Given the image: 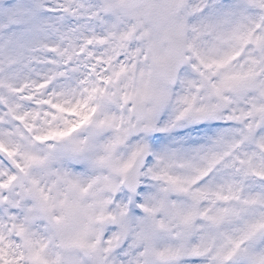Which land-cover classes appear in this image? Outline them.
Returning <instances> with one entry per match:
<instances>
[{"label": "rangeland", "instance_id": "374dc122", "mask_svg": "<svg viewBox=\"0 0 264 264\" xmlns=\"http://www.w3.org/2000/svg\"><path fill=\"white\" fill-rule=\"evenodd\" d=\"M122 1L0 0V206L12 209L0 213V264H128L131 251L137 264H175L178 233L190 229L201 230L194 250L215 253L196 264H264V186L228 184L237 160L245 176L264 178V0H155L133 12ZM168 28L184 36L188 63L166 89L154 64L167 61ZM247 83L254 92L242 91ZM160 92L137 122L132 106ZM211 93L229 110L194 123L190 112L216 110ZM144 147L151 157L130 195L122 179ZM4 151L30 176L22 191L9 184ZM227 191L236 209L223 207ZM8 216L18 262L3 247ZM157 221L162 257L151 260ZM228 228L242 230L230 253L221 248Z\"/></svg>", "mask_w": 264, "mask_h": 264}, {"label": "bare ground", "instance_id": "6f19581e", "mask_svg": "<svg viewBox=\"0 0 264 264\" xmlns=\"http://www.w3.org/2000/svg\"><path fill=\"white\" fill-rule=\"evenodd\" d=\"M3 53V52H2ZM4 54V53H3ZM2 60H6V58L2 59ZM6 71V70H5ZM5 71H2L0 69V93L2 94V92H4L3 90H6V85H7V80L5 78H7V73ZM231 174V180L230 182H228L229 186L233 187L234 183H237V191L236 192H243L244 189L246 188V186H251L254 183L255 184H259L260 186H264V178L261 179H250L248 176L244 175V172L241 170V164L240 162L237 160L236 162H233L232 166L229 168L228 171ZM226 196H223V207L225 209L228 208H234L236 209L238 200H239V196H237V193H231V191H227L226 193H224ZM211 202L213 204H218L217 201V197H211ZM7 211V215L11 216L10 214H12V209L11 207H8L7 210H3V206H0V213L2 211ZM7 217L6 219H3L2 222V227L5 230V232L8 234L9 233V237L7 238V240L5 241V243H3V247L5 249H10L11 253H12V261H19V257L15 258L13 257V255H15V252L13 251V249L15 248V245H17V237L13 236L14 234L11 233L12 232V225H11V218ZM6 217V216H4ZM5 220V221H4ZM203 225V224H202ZM160 226V222L157 221L156 223V231L151 234V236H148L147 241L149 240V242H152L153 238H155V240L153 241L152 247L155 250L157 247H159V245L157 244L156 238L161 237V228ZM174 230H176V228H174ZM208 230V228H207ZM242 230H240L239 228H237V230H231V229H227V236L228 238L225 240L224 245H221V248L223 247V251L225 249L226 253H230L232 252L236 246H237V241H233V239L237 236V234H239ZM179 237L178 238V244L180 245V249H181V257L178 258L177 262L175 264H196V263H200L205 261V257H207V259H209V257H215L213 256L215 253L213 252L211 254V251H207V255L204 252H200L198 250H194V245L196 240L200 237L201 235V230H196V229H190L188 231V233L186 234H182L181 232L178 233ZM241 236H239V240L245 235L244 232H242V234H240ZM17 239V240H16ZM167 242H169L168 239H166ZM157 245H156V244ZM171 243V242H169ZM228 244V245H227ZM139 245V244H138ZM229 246V248L227 246ZM129 263L130 264H137V262H135V256H134V252L131 251L129 253ZM162 255L157 252L155 250L154 254H152L151 260H161ZM128 263V264H129ZM151 264H156L155 261H152ZM167 264V263H166ZM218 264H225L224 258H220L218 259Z\"/></svg>", "mask_w": 264, "mask_h": 264}, {"label": "water", "instance_id": "95a60500", "mask_svg": "<svg viewBox=\"0 0 264 264\" xmlns=\"http://www.w3.org/2000/svg\"><path fill=\"white\" fill-rule=\"evenodd\" d=\"M153 0H125V5L127 9L131 10V12L136 9L137 7L144 6L145 8H149L151 2ZM184 2H187V0H183ZM145 38V37H143ZM166 43L169 46V53H170V63L168 64H158L156 65V73L158 74L159 78L166 80L167 83H169L171 86H173L177 82V76L179 74L178 71L181 70V68L186 63L185 58V46L182 41L177 36L168 34L165 38ZM253 86L249 90H252ZM157 100V99H156ZM219 108L221 111H223L226 106L221 99L217 98ZM148 100H144L139 106H134L133 108V114L136 116L139 120H142L145 116L146 108H147ZM214 117V114L211 112H194L193 118L197 122H203L207 120L208 118ZM5 159H7V155H3ZM148 157V151L145 149L143 150L139 156L135 159L132 167H130V171L125 179V184L127 186V189L135 193L138 189L139 184V174L142 169V166H144L145 161ZM15 173L17 177L13 180V187L22 189L23 184L28 182V177L26 174H24L19 167L14 166ZM47 222L49 225H51L56 233H59V227L57 225V222L53 215L49 212H45ZM71 228L74 229V226L71 225ZM80 252L82 253V256L86 259H89L91 257V251L85 247L80 248Z\"/></svg>", "mask_w": 264, "mask_h": 264}]
</instances>
